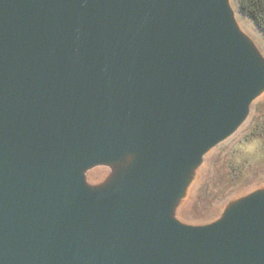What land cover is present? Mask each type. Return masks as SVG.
<instances>
[{"label":"water","instance_id":"water-1","mask_svg":"<svg viewBox=\"0 0 264 264\" xmlns=\"http://www.w3.org/2000/svg\"><path fill=\"white\" fill-rule=\"evenodd\" d=\"M262 93L229 0H0V264H264V189L174 215Z\"/></svg>","mask_w":264,"mask_h":264},{"label":"rangeland","instance_id":"rangeland-1","mask_svg":"<svg viewBox=\"0 0 264 264\" xmlns=\"http://www.w3.org/2000/svg\"><path fill=\"white\" fill-rule=\"evenodd\" d=\"M229 4L238 26L264 57V34L239 11L238 0ZM96 171L99 177L93 178ZM103 175L98 168L87 172L91 183L101 181ZM258 189H264V93L252 102L243 124L204 155L174 215L184 224H209L230 202Z\"/></svg>","mask_w":264,"mask_h":264},{"label":"trees","instance_id":"trees-1","mask_svg":"<svg viewBox=\"0 0 264 264\" xmlns=\"http://www.w3.org/2000/svg\"><path fill=\"white\" fill-rule=\"evenodd\" d=\"M238 7L264 34V0H238Z\"/></svg>","mask_w":264,"mask_h":264},{"label":"bare ground","instance_id":"bare-ground-1","mask_svg":"<svg viewBox=\"0 0 264 264\" xmlns=\"http://www.w3.org/2000/svg\"><path fill=\"white\" fill-rule=\"evenodd\" d=\"M92 177L94 178V177H99V173L96 171V172H94L93 174H92Z\"/></svg>","mask_w":264,"mask_h":264}]
</instances>
